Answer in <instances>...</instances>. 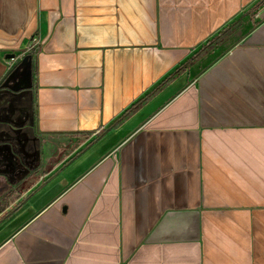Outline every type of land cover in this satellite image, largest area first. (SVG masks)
<instances>
[{
  "label": "crops",
  "instance_id": "0c3cea01",
  "mask_svg": "<svg viewBox=\"0 0 264 264\" xmlns=\"http://www.w3.org/2000/svg\"><path fill=\"white\" fill-rule=\"evenodd\" d=\"M25 58L0 264H264V0H0V93Z\"/></svg>",
  "mask_w": 264,
  "mask_h": 264
},
{
  "label": "flooded vegetation",
  "instance_id": "af4514ba",
  "mask_svg": "<svg viewBox=\"0 0 264 264\" xmlns=\"http://www.w3.org/2000/svg\"><path fill=\"white\" fill-rule=\"evenodd\" d=\"M26 76L28 73H23L17 66L1 83L4 91L0 93V213L19 204L30 190L31 180L40 165L39 141L32 132L33 122L27 101ZM20 87L21 109L18 120H15L13 107L8 103ZM12 197L10 208L7 203Z\"/></svg>",
  "mask_w": 264,
  "mask_h": 264
},
{
  "label": "rangeland",
  "instance_id": "374dc122",
  "mask_svg": "<svg viewBox=\"0 0 264 264\" xmlns=\"http://www.w3.org/2000/svg\"><path fill=\"white\" fill-rule=\"evenodd\" d=\"M241 18H242V17H241ZM241 18H240V20H241ZM235 24H236V23H232V24H230L229 26H227V27H226V28L220 33V35H218V36L212 38V39L209 41V43H207V44H205V45L203 46V50H202V51H208V50L212 49L214 46H216L217 44L221 43V42L224 40V38H222V37H223V36H226L227 33L233 31V29H234L235 26H236ZM19 66H20V67H19ZM19 66H18V67L21 68V71H22L23 73H24V72H27V69H26V66H25L24 63H20ZM1 86H2V88H3L4 84H2ZM6 92H7V91H6ZM20 96H21V94H20ZM16 131H17V130H16ZM37 169H38V170H37L36 175H35V176L32 178V180H31V185L35 182V180H36L37 178L40 177V175L43 174V170L40 168V166H38ZM14 198H15V196H14ZM14 198L12 197V198L8 201L7 204H8L9 206H10V204H12Z\"/></svg>",
  "mask_w": 264,
  "mask_h": 264
},
{
  "label": "built area",
  "instance_id": "2783aa9c",
  "mask_svg": "<svg viewBox=\"0 0 264 264\" xmlns=\"http://www.w3.org/2000/svg\"><path fill=\"white\" fill-rule=\"evenodd\" d=\"M38 42L39 41L37 38H33L30 45L27 47V50L32 51L36 47V45H38Z\"/></svg>",
  "mask_w": 264,
  "mask_h": 264
},
{
  "label": "water",
  "instance_id": "95a60500",
  "mask_svg": "<svg viewBox=\"0 0 264 264\" xmlns=\"http://www.w3.org/2000/svg\"><path fill=\"white\" fill-rule=\"evenodd\" d=\"M14 57H15V54H13V53L6 55V58H14ZM26 60H27V58H25L22 63L25 64L26 63ZM15 126H18V125L16 124Z\"/></svg>",
  "mask_w": 264,
  "mask_h": 264
},
{
  "label": "trees",
  "instance_id": "16d2710c",
  "mask_svg": "<svg viewBox=\"0 0 264 264\" xmlns=\"http://www.w3.org/2000/svg\"><path fill=\"white\" fill-rule=\"evenodd\" d=\"M25 66H26V68H28V67H27L28 65H27L26 63H25Z\"/></svg>",
  "mask_w": 264,
  "mask_h": 264
}]
</instances>
